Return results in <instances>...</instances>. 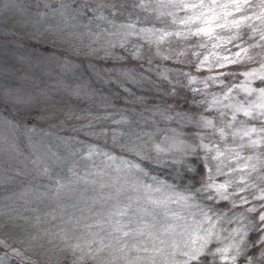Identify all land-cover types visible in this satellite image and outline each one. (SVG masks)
Returning <instances> with one entry per match:
<instances>
[{"label":"rangeland","instance_id":"rangeland-1","mask_svg":"<svg viewBox=\"0 0 264 264\" xmlns=\"http://www.w3.org/2000/svg\"><path fill=\"white\" fill-rule=\"evenodd\" d=\"M126 1L0 0V264H45L34 243L44 241L41 254L49 257L53 240L71 255L49 264H201L210 251L215 264L246 258L251 235L240 223L260 205L253 203L247 217L238 207L252 190L264 197V0ZM135 2L142 12L123 23L106 14L122 3L134 10ZM249 66L227 88L235 71ZM114 69V88L127 92L137 111L148 108L135 112L134 126L117 119L112 91L98 82V72ZM156 76L172 90L182 80L193 91L189 106L200 96L205 110L181 117L179 110L165 113L169 102L154 103L152 95L142 102ZM147 123L160 162L183 165L187 154L196 156L205 164L204 188L217 202H230L233 218L164 180H139L131 165L140 164L125 156ZM99 148L110 160L98 171L94 155H85L88 175L104 179L108 163L120 159L113 177L131 173L138 181L121 212L91 226V216L70 209L76 203L68 198L109 197L107 182H95L93 195V182L82 184L91 175L76 170V153Z\"/></svg>","mask_w":264,"mask_h":264},{"label":"trees","instance_id":"trees-1","mask_svg":"<svg viewBox=\"0 0 264 264\" xmlns=\"http://www.w3.org/2000/svg\"><path fill=\"white\" fill-rule=\"evenodd\" d=\"M127 0L126 2H128ZM125 2V3H126ZM125 3H122L118 7H114L112 9L113 11H118L117 14L114 15L112 10L107 11L106 14L112 22H114L116 25L123 23L127 17L131 15V13H137V12H142V3H137L135 2L133 6H135L134 10L131 9L130 7H125L124 8H119L123 7ZM138 17H141L140 15H137ZM111 23V21H110ZM109 32H114L113 29L109 28ZM250 34L247 32L245 37L250 38V40H254V38L249 37ZM262 51V49L260 50ZM79 61H85V60H79ZM84 66H82L83 68ZM248 67L244 69H240L238 71H235L237 73V80L235 82H232L227 86V88H230L234 85H236L241 79H244V74L243 70L247 69ZM117 69V68H116ZM138 69V67H137ZM116 70L114 69L112 73H106V74H99L98 72V82L101 81L103 84L102 89H105L106 91H112L113 93V103L115 106V113L117 119L124 118L128 123H130V126H134L136 124L135 122V112H138L142 110V112H145L148 108L144 106L140 107V109L137 111L135 102H131L129 94L127 95V92H125L123 89L119 88L117 85V88L115 89L114 86V81L116 80V74H114ZM153 75L151 74V78ZM156 80L154 82H150L149 86L146 87V92L145 98H141L142 102H145L148 100L150 95V99L154 100V103L161 102L160 104L164 102H169L168 106L165 107L167 111L165 113L170 114L175 113L176 110H179L181 112L180 116L181 117H188L190 116V113H193L194 115L198 114L195 113L196 110L202 111L205 110V107L207 106L206 103H204V100L202 97L198 96L194 100V105L193 107L189 106V101L187 99V94L192 95V90H188L187 88H184V85L180 82L179 89L172 90L169 84L165 81L164 78L156 76ZM82 80L88 81L89 76L88 75H82ZM97 83H94V81H91L92 85H97ZM90 84V83H87ZM190 91V92H188ZM143 99V100H142ZM192 100V101H193ZM169 107V108H168ZM172 108V109H171ZM169 109V110H168ZM126 118H125V117ZM123 125H126L125 123ZM122 124H116L112 125L114 128H117L118 130L121 129L123 126ZM124 134V131L122 132V136ZM140 134V135H137ZM136 135L138 136L139 142L135 145L138 146L135 147L133 146L130 150L126 152V160L129 161L132 159L133 162L140 164V167L131 165L132 168H139L136 169L137 171H134L139 180L142 178V181H146L148 184L151 183L153 185L154 182L164 180V182L169 183L171 187H175V191L184 194L185 196L187 195L188 197L193 196V200L197 201L200 204L204 205H210L218 209V211H221L223 213L230 214L231 217L233 218L234 213L232 212L230 202L226 203H221L217 202L216 199L210 198V192L204 188V180L206 177V169H205V164L199 160L196 156L192 155H186L183 158V165L181 164H169L167 162V159H164V162H160L159 159L160 156H158L157 152L153 148L154 143L156 142V133L153 130V127L151 124L147 123L144 125L143 129L141 131H138L134 134L132 139H136ZM111 148L110 146H108ZM116 150V149H115ZM118 152V150H116ZM182 151V150H181ZM179 152L176 157L182 153ZM111 152H115L111 150ZM78 154L76 157V161L80 164V166L76 169L79 175L81 174H86V179L91 175L89 180L82 182L83 185L91 183L92 186V194H96L95 190V182L99 181V184H101V181L105 184L104 190L109 193V197L104 194V193H98L97 197L95 198L94 196L91 198H88L87 193H82L80 192L79 195H72L71 198H68L70 202H75L76 206L75 207H70V209H75L79 214L85 213L87 215H90V222L91 226L94 225V222L97 219H106V217L111 216V215H117V213L122 211V204H124V199L125 201H128V198L134 195L132 193L133 188L130 189L131 182H137L138 179L131 173L124 174L121 176H114L113 173L114 171H117L120 168L121 161L120 159H115L113 162L110 161L108 163V167H106L105 172L108 173V177L104 176L103 174L97 175V180L94 179V176L92 174L88 175V170L85 165H87L88 159H85L86 156L94 155L92 157L93 163L92 165L99 164V168L96 167L98 171H100L102 167L108 159L103 157L102 154V148H99L97 151L94 153H83L79 152L76 153ZM113 155V154H112ZM201 155V154H200ZM200 157V156H199ZM118 158V157H115ZM122 158V157H121ZM84 164H83V160ZM185 159V160H184ZM133 178V181H132ZM96 180V181H95ZM81 184V182H80ZM99 190L102 192L103 188L102 185H99ZM138 190L140 189V186L138 185ZM127 191L128 194H127ZM251 193V194H250ZM247 197L242 199L241 202H244L246 200V204H243L242 206L238 207V214L241 216H246L245 213L248 211L249 207L253 206V203H256L257 205H260L257 209H255L250 217H247L248 222L244 221L240 223L246 228H244L245 231H249L248 234L251 236L248 239V252L245 257H239L238 258V263L239 264H264V219H262V215L264 214V197H260V193L257 190H252L250 192L246 193ZM195 196V197H194ZM95 201H94V199ZM215 202L217 204H215ZM128 204V202H127ZM246 207V209H245ZM38 207H34L33 210H36ZM49 210V209H48ZM235 210V208H234ZM37 215L34 214L31 217H36ZM30 217V218H31ZM225 221H227V218H224ZM34 224L36 226V232L42 231L44 228V225L38 223L37 221H34ZM99 224V222H98ZM100 227V224H99ZM88 233V232H87ZM86 233V235H87ZM89 239V238H87ZM42 244H44V241L41 242H35L34 243V249L38 253L39 257L43 258L46 260L43 261L45 264H49V262L54 263V258H64L65 254L67 253L66 257L71 255L70 249L69 248L67 251V247L65 245H60L58 241L53 240L49 245H47V250H49L50 255L49 257H45L41 254ZM66 251V253H65ZM211 254L207 255L204 254L202 255V260L205 262H202L201 264H207L208 258H210L209 264H215L216 263V258L217 256L215 255L214 251H210ZM64 254V255H63ZM49 255V254H48ZM143 256V254H142ZM198 264V263H195Z\"/></svg>","mask_w":264,"mask_h":264}]
</instances>
